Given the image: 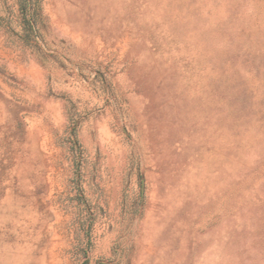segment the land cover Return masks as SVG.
I'll return each mask as SVG.
<instances>
[{"label":"rangeland","instance_id":"rangeland-1","mask_svg":"<svg viewBox=\"0 0 264 264\" xmlns=\"http://www.w3.org/2000/svg\"><path fill=\"white\" fill-rule=\"evenodd\" d=\"M0 0V264H264V0Z\"/></svg>","mask_w":264,"mask_h":264},{"label":"trees","instance_id":"trees-1","mask_svg":"<svg viewBox=\"0 0 264 264\" xmlns=\"http://www.w3.org/2000/svg\"><path fill=\"white\" fill-rule=\"evenodd\" d=\"M40 0H17L20 22L27 33L36 25Z\"/></svg>","mask_w":264,"mask_h":264}]
</instances>
